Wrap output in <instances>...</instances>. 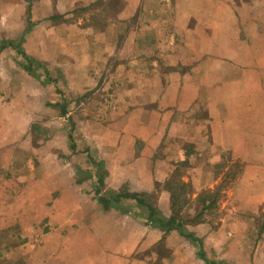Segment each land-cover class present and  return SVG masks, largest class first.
I'll return each instance as SVG.
<instances>
[{"label":"crops","instance_id":"0c3cea01","mask_svg":"<svg viewBox=\"0 0 264 264\" xmlns=\"http://www.w3.org/2000/svg\"><path fill=\"white\" fill-rule=\"evenodd\" d=\"M107 1L0 0V42L9 44L0 51V84L9 85V104L22 99L16 93L39 76L38 69L55 72V83L62 79L71 93L120 83L113 121L91 134L110 190L126 185L150 193L187 160L195 196L223 178L226 170L216 173V165L227 158L240 162L221 199L225 219L214 231L207 222L186 225L202 239L206 254L212 247L220 255L213 260L237 264L235 251L246 239L240 228L264 208V0H119L117 18L136 21L120 44L109 18L94 25L85 23L92 13L80 14L82 5ZM151 5L172 6L173 12L152 13L146 22ZM5 110L0 106V113ZM15 112L10 122L0 119V229L18 225L27 239L20 245L25 264H145L136 254L163 242L171 253L162 264H204L176 230L164 233L120 209L104 208L94 191L81 192L79 164L57 156L45 164L42 158L35 180L29 169L14 175V150L29 128L17 122L28 120L26 111L19 109L18 119ZM48 142L45 152L79 149ZM157 192L156 207L168 217L170 193Z\"/></svg>","mask_w":264,"mask_h":264},{"label":"rangeland","instance_id":"374dc122","mask_svg":"<svg viewBox=\"0 0 264 264\" xmlns=\"http://www.w3.org/2000/svg\"><path fill=\"white\" fill-rule=\"evenodd\" d=\"M118 1L119 0H109L107 2L94 4L93 6L82 5L79 9L81 15L86 16L90 13L93 14L91 15L89 22H85L88 24L102 25L103 22H107L104 21V18H109L110 21L107 23L113 24V28L119 31L117 43L120 44L122 39L121 34L123 31L136 29V21L134 18H128L127 20H119L117 18V12L119 11ZM1 9H3L2 6H0V10ZM172 9V6L151 5L147 11L144 10L145 16L143 15V18L144 20L145 18L146 20L147 18L150 19L152 13H155L159 17L160 15L167 16L172 14ZM144 11H142L141 14H143ZM146 14L148 15L146 16ZM83 23L84 22H81V24ZM139 26L140 24L138 23V27ZM147 45L148 48L151 49L152 45L150 42ZM152 54V52H149L148 56H151ZM19 61L23 63L25 62L23 61L22 56H20ZM24 64L28 63L26 62ZM37 71L40 72L39 76H37V78L31 77V79H29L30 81H24L25 89L23 88L20 93H16L18 96H22V99L16 100L15 102L11 101V104H9L10 98L8 91L6 90L9 85L0 84V106L3 109H6L0 113V119L4 118L10 122L12 120L10 115L15 112L13 110L14 108L17 112L19 109H23L26 111L25 114L28 115V120L24 121L22 118L18 117L19 113L15 112L16 119L19 118L17 122L22 124L28 122L29 128L24 137L20 136L21 138L19 141L21 142L14 150L13 162L15 164L13 165V168H11V172L15 171L14 175H17L23 170L25 171L29 169L32 172L33 180H35L40 173L39 164L41 163V159L46 158L47 161H45V164H51V161L57 156L63 160H70V163L73 162L74 164H79L80 172L82 171L80 177L85 178L87 175V177L80 182V191L93 192L95 187L98 186V177L104 170L105 163L104 158H101L98 150L93 147L94 139L92 140L91 134H97L101 126L110 124L113 121L114 118H111V116H113L111 113L115 110L114 108L117 104L115 103V96L118 92V87L121 84L117 83L115 85H111L110 87L97 85L93 86V88L89 90L79 93H71L66 90L68 86L62 82V79H59V82L55 83L57 80L55 77L57 76L52 70L45 72L38 69ZM61 106L64 108V111H66L67 116H60V112L62 110ZM8 108H10L11 111H9ZM70 130H72L76 146L78 145L79 147L78 152L64 154L61 152V149H59L60 152H57L56 149H52L51 152H45L47 146L45 141H49L48 145H56L57 148L58 146H63L64 149L68 147L69 140L67 138V133ZM94 130H97V132L94 133ZM88 147L93 148L90 150V154L95 159L94 161H90L89 159L90 154H87ZM224 155L226 158L228 157L227 153ZM99 160L100 162H103L102 165L97 163ZM227 160L230 159L227 158ZM227 160L225 159L224 163L216 165L213 168V171L216 173H220L222 169L226 171H224L225 175L223 178L216 185H214L213 188H210H217L219 197L216 201L217 203L215 204V208L208 211L204 216V222L210 224L209 231H214L218 227L217 224L220 223L222 219H225L224 210L221 209V199H225L227 192L232 188L233 181L235 180L236 174L241 166L240 162L233 161L230 163L226 162ZM183 161L182 162L184 164L180 162L171 175L176 178L178 182L181 180L188 184H185L183 192H186V196H189L191 199H189L187 204H183L181 213L185 217L191 218L196 213V210H198L199 204L195 200L196 195L193 196L190 194V189L194 193L195 191L189 182V179H186V167L188 165V161ZM163 183H160L159 185L155 184V191L150 192L151 196L149 197V200L151 202L154 201L156 203L158 198L157 191L164 188ZM123 189L131 192L126 185H123L118 189H113L112 191H121ZM109 190V187H105V183L100 188L101 192H107ZM203 190L204 189L201 191ZM146 193L149 194V192ZM130 201L131 200H128L124 204H134L130 203ZM132 210L135 212L140 211L138 207L133 208V205ZM137 219L144 222L139 218ZM248 219L249 224L244 226V228H240L241 237L243 236L246 239L241 242L237 251H235V256L239 258L240 261L237 264H264V208L261 206L259 211L253 214V217H249ZM25 240L27 239L21 236L20 229L17 224H11L9 227L1 228L0 264H25L27 261V255H25L23 253L24 250L20 248V245L24 243ZM193 249L195 250V247H193ZM168 252L171 253V251L165 247V242H163L162 245H150L144 248L142 251H139L136 256H144L145 264H152L153 260H156L155 264H158L157 260L159 259H161L159 264H162L164 259L163 257L168 256ZM207 254L211 259L220 257V255L212 247L207 249ZM157 257L159 259H157ZM196 260H199L198 257H196ZM228 261L235 264L231 260ZM195 264L200 263L197 262ZM219 264L229 263L221 260L219 261Z\"/></svg>","mask_w":264,"mask_h":264},{"label":"trees","instance_id":"16d2710c","mask_svg":"<svg viewBox=\"0 0 264 264\" xmlns=\"http://www.w3.org/2000/svg\"><path fill=\"white\" fill-rule=\"evenodd\" d=\"M9 44L5 41L0 42V51ZM22 67L31 72L32 69L29 64H21ZM62 107V106H61ZM61 113L64 115L66 111L62 107ZM72 129V128H71ZM67 137L69 140L70 148L74 151L76 148V144L74 141V137L72 134V130L68 131ZM88 150V151H87ZM87 154H90L89 149L87 148ZM90 161H94L95 159L89 155ZM96 163V162H95ZM99 165H102V161L97 162ZM82 172V171H81ZM80 170L77 171L78 174V182L80 183L85 178L80 177ZM106 170L101 172L98 177V186L95 187L94 194L96 199L103 205L104 208L115 207L120 209L122 213H129L136 218H139L144 221L146 225H150L152 227L158 228L164 233H168L172 230H176L181 236L185 237L195 246V254L196 256L203 261L204 264H219V262L207 257V254L203 247V241L200 237L195 235L194 232L189 231L186 228V225H194L200 222H204L205 214L215 208V204L217 203V199L219 197L218 190L216 189H204L200 193L196 195V202L199 204L198 210L191 217L187 218L181 213V208L183 204H187L189 196H186V192L184 191L185 184L187 183L180 180H176V178L172 177V175L164 181V188L170 193V209L171 214L168 217H165L161 214V212L157 209L156 203L154 201H150L149 197L150 193L146 192H129L128 190L121 191H107L106 194L100 195V188L104 185V178L106 176ZM158 185V184H157ZM109 192V193H108ZM189 192V190H188ZM190 194L193 195L194 192L190 189ZM123 200H131L134 202V205L140 209V211L135 212L132 210V204H121ZM142 209V210H141ZM137 210V209H136ZM8 247V246H6Z\"/></svg>","mask_w":264,"mask_h":264}]
</instances>
